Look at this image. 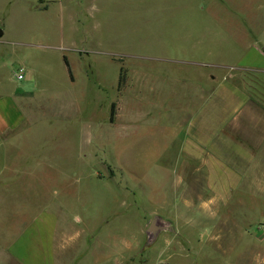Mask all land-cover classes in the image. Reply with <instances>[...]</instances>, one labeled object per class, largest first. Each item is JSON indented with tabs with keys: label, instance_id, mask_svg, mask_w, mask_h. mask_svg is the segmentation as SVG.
<instances>
[{
	"label": "rangeland",
	"instance_id": "374dc122",
	"mask_svg": "<svg viewBox=\"0 0 264 264\" xmlns=\"http://www.w3.org/2000/svg\"><path fill=\"white\" fill-rule=\"evenodd\" d=\"M46 6L45 13L28 15L18 6L11 9L6 38L15 44L0 47V61L30 64L46 90V97L27 108L22 129L28 133L19 145L42 162L34 170L35 213L44 210L46 220L55 221L56 264H71L76 249L61 248L76 235L77 217L87 234L108 221L98 235L101 244L95 240L81 264H121L126 256L132 264H264V194L252 192L250 184L226 212V251L207 242L212 225L199 214L189 215L195 238L189 257L173 256L176 245L167 239L175 235L155 240L149 227L143 233L144 217L157 209L150 195L165 183L164 163L182 138L176 122L188 107L163 96L181 98L206 84L208 68L196 65L201 63L211 65V87L231 78L264 106V73L237 70L261 61L249 45L264 42V0H46ZM40 43L47 47L24 45ZM140 96L147 105H140ZM140 111L150 112L151 121L142 122ZM55 191L67 216L53 203ZM1 205V220L12 225L15 238L26 219L16 213L15 200ZM124 237L131 250L122 244ZM104 255L109 262L95 263Z\"/></svg>",
	"mask_w": 264,
	"mask_h": 264
},
{
	"label": "crops",
	"instance_id": "0c3cea01",
	"mask_svg": "<svg viewBox=\"0 0 264 264\" xmlns=\"http://www.w3.org/2000/svg\"><path fill=\"white\" fill-rule=\"evenodd\" d=\"M16 6L22 8L23 15L45 13L47 9L46 0H0V9H3L0 19L3 31L0 47L15 44L14 40L9 39L10 36L6 38V24L12 14L11 9ZM261 43L264 42L250 43L249 50L255 52L262 61L264 52L260 50ZM24 45L32 49L47 47L41 43ZM247 50L248 46L245 51ZM64 57L66 55H63V61ZM261 61L256 64L248 63L237 70L251 69L264 73ZM64 65L68 71L65 61ZM196 65L208 68L206 84L195 85V90L183 93L185 96L181 98L163 96L165 102L175 101L188 107L176 122V135L182 138L175 135L177 145L176 148H171H174V153L169 155L167 164L162 162L167 170L163 173L166 181L160 184L161 187H155V193L150 195L157 209L149 211V216L143 219V233L146 227L150 229L157 220L156 226L160 230L156 233L155 240L164 234L175 235L169 237L167 242L176 245L172 254L179 257L191 255L195 240L192 237L194 221L189 219V215L199 214L205 224H211V228L206 229L209 233L207 242L218 244L219 249L225 250L228 238L224 230L227 228L225 216L230 202L238 199L246 184H250L252 192L264 194V106L231 78H224L211 87V65ZM219 66L235 67L227 64ZM20 69L25 72L22 80L16 76ZM36 72L26 62L15 64L12 61H0V264H56L55 221L46 220L44 210L40 215L35 213L34 170L42 166V162L35 161L28 146L19 145L28 133L22 129L28 118L27 108L46 97V90L34 80L38 74ZM181 87L183 90L189 89L186 84ZM159 94L162 93L157 96ZM139 103L147 105L146 97L140 96ZM142 113L140 111V115ZM169 114L168 112L167 116ZM141 118L142 122L151 121L150 112L144 113ZM20 156H23V161L18 162ZM147 179L145 184L151 186L153 181ZM20 184H24V187L20 188ZM166 184L169 186L166 187ZM58 197L59 194L55 191L53 203H59L62 214L67 216L65 206L62 205L65 201H60ZM143 198L144 195L141 200ZM10 200L17 202L16 213L26 219L21 234L15 238L10 235L12 225H5L1 220L4 215L1 204ZM76 222V235L64 243V249L61 248V251L69 248L72 252L76 249L71 264H81L86 259V251L93 247L95 240L98 241L96 246L101 244L98 235L108 223L107 218L103 219L87 234L82 219L77 217ZM162 223L169 224L172 229L163 228ZM62 230L66 233V229ZM204 235L205 233L200 235V238L204 239ZM121 242L131 250V242L127 238H122ZM101 259L109 262V256L104 255L96 258L95 263ZM91 261L92 259L89 260L90 264ZM128 262L132 264L133 260L126 256L121 264ZM160 264L174 263L168 261Z\"/></svg>",
	"mask_w": 264,
	"mask_h": 264
},
{
	"label": "trees",
	"instance_id": "16d2710c",
	"mask_svg": "<svg viewBox=\"0 0 264 264\" xmlns=\"http://www.w3.org/2000/svg\"><path fill=\"white\" fill-rule=\"evenodd\" d=\"M64 61H65V63L67 64L68 73H69L70 78H71V80H72L71 69H70V67H69V64H68V62H67V58H66V57H64ZM123 85H124V78H121L120 81H119V88L123 87ZM115 107H116V104L113 103V104L111 105L110 115H109V121H110V123H113V122H114V119H115V115H116Z\"/></svg>",
	"mask_w": 264,
	"mask_h": 264
},
{
	"label": "water",
	"instance_id": "95a60500",
	"mask_svg": "<svg viewBox=\"0 0 264 264\" xmlns=\"http://www.w3.org/2000/svg\"><path fill=\"white\" fill-rule=\"evenodd\" d=\"M2 35H3V31L0 28V37H2ZM156 221L157 220H155L153 222V224L151 225L150 229L148 230L149 233L156 234L160 230V228L158 226H156Z\"/></svg>",
	"mask_w": 264,
	"mask_h": 264
},
{
	"label": "built area",
	"instance_id": "2783aa9c",
	"mask_svg": "<svg viewBox=\"0 0 264 264\" xmlns=\"http://www.w3.org/2000/svg\"><path fill=\"white\" fill-rule=\"evenodd\" d=\"M24 70L23 69H20L19 71H18V73L16 74V76H17V78L19 79V80H22L23 78H24Z\"/></svg>",
	"mask_w": 264,
	"mask_h": 264
}]
</instances>
